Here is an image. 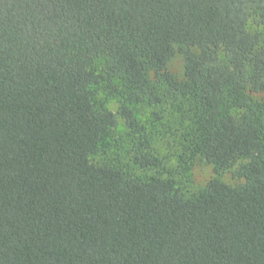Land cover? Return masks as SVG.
Returning <instances> with one entry per match:
<instances>
[{
  "label": "trees",
  "instance_id": "1",
  "mask_svg": "<svg viewBox=\"0 0 264 264\" xmlns=\"http://www.w3.org/2000/svg\"><path fill=\"white\" fill-rule=\"evenodd\" d=\"M0 264H264V0H0Z\"/></svg>",
  "mask_w": 264,
  "mask_h": 264
},
{
  "label": "rangeland",
  "instance_id": "2",
  "mask_svg": "<svg viewBox=\"0 0 264 264\" xmlns=\"http://www.w3.org/2000/svg\"><path fill=\"white\" fill-rule=\"evenodd\" d=\"M171 70L178 75L180 79L184 78V62L183 59L178 56L170 64ZM119 104L113 101L110 108L116 112L118 110ZM126 131V127L123 121H120L119 126L115 129L118 134H123ZM111 138H107L106 142H110ZM160 154L166 160L167 168L175 174V176L180 180L182 175L177 173L181 171L179 166L184 164L187 169V175H189L191 186L190 192L196 193L207 187L209 182L215 178H219L224 183L237 187L243 183V180L235 177L234 171H228L221 176H217L213 166L208 165L200 159H195L193 162H188L185 164L186 155L184 153V148L182 146V138L176 133L169 132L164 134L161 141L158 144ZM239 168V167H237ZM236 169V168H235ZM168 177V176H167Z\"/></svg>",
  "mask_w": 264,
  "mask_h": 264
}]
</instances>
